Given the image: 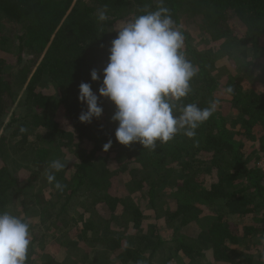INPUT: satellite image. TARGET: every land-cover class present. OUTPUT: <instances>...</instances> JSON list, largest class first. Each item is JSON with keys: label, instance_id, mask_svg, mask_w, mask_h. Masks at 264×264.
Masks as SVG:
<instances>
[{"label": "trees", "instance_id": "obj_1", "mask_svg": "<svg viewBox=\"0 0 264 264\" xmlns=\"http://www.w3.org/2000/svg\"><path fill=\"white\" fill-rule=\"evenodd\" d=\"M162 6L197 68L183 103L219 104L149 151L116 141L106 98L81 123L78 86L96 93L118 29ZM0 131V212L29 223L26 264H264V0H0Z\"/></svg>", "mask_w": 264, "mask_h": 264}, {"label": "clouds", "instance_id": "obj_2", "mask_svg": "<svg viewBox=\"0 0 264 264\" xmlns=\"http://www.w3.org/2000/svg\"><path fill=\"white\" fill-rule=\"evenodd\" d=\"M107 19L106 9L98 10V22ZM184 42V34L166 7L125 22L110 43L102 73L90 71L91 81H100L97 92L87 82L78 86V101L86 105L79 121L90 124L99 119L103 114L99 100L106 98L115 107L111 120L118 124L114 135L121 145L139 143L143 149L155 151L177 134L195 137L200 125L213 116L219 101L214 99L204 108L183 103L197 75L196 66L182 51ZM232 93L231 86L223 90L225 96ZM19 131L27 129L21 127ZM111 143L109 140L103 146L104 151ZM65 166L62 160H53L47 175L48 182L61 191L64 185L56 181L55 173ZM30 244L29 223L0 212V264H26Z\"/></svg>", "mask_w": 264, "mask_h": 264}, {"label": "rangeland", "instance_id": "obj_3", "mask_svg": "<svg viewBox=\"0 0 264 264\" xmlns=\"http://www.w3.org/2000/svg\"><path fill=\"white\" fill-rule=\"evenodd\" d=\"M30 58H31V56H27V55H25L24 58H23V61H24V62H28V61H30ZM43 86H44V90H45V91H47V92L50 91V90H49V87H47V86H45V85H43ZM0 133H1V131H0ZM257 166H258V167L264 172V157L261 158V159L257 162ZM162 236H163L164 238H166V237L168 236V234H167V233H163Z\"/></svg>", "mask_w": 264, "mask_h": 264}]
</instances>
